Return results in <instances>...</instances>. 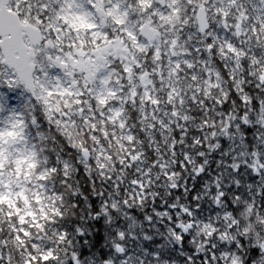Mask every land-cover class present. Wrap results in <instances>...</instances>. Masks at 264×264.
Here are the masks:
<instances>
[{"label":"snow or ice","instance_id":"snow-or-ice-1","mask_svg":"<svg viewBox=\"0 0 264 264\" xmlns=\"http://www.w3.org/2000/svg\"><path fill=\"white\" fill-rule=\"evenodd\" d=\"M0 264H264V0H0Z\"/></svg>","mask_w":264,"mask_h":264}]
</instances>
